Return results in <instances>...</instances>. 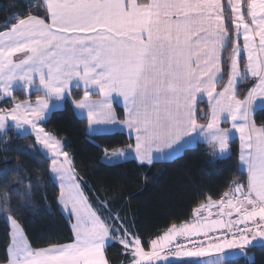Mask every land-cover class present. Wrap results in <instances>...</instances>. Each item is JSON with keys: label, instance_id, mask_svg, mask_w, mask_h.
Returning a JSON list of instances; mask_svg holds the SVG:
<instances>
[{"label": "snow or ice", "instance_id": "obj_1", "mask_svg": "<svg viewBox=\"0 0 264 264\" xmlns=\"http://www.w3.org/2000/svg\"><path fill=\"white\" fill-rule=\"evenodd\" d=\"M13 6L17 11L0 23V97L12 103L0 108V130L7 132L12 123L17 129L30 125L38 143L51 152L49 175L59 181L58 203L76 218V239L33 249L19 221L5 215L13 232L4 264H110L105 257L109 242L131 253L129 264H205L199 258L210 252L218 254L212 264H227L229 251L254 264L247 249L264 246V122L258 126L255 120L257 105L264 106V0H23ZM229 41L228 77L218 90ZM17 54L24 58L17 61ZM37 78V90L57 100L71 97L73 81L82 83L83 97L72 103L87 110L89 127L126 125L130 136L135 132V158L141 165L151 163L154 146L166 142L171 148L191 133L203 136L214 150L218 146L227 158L235 130L241 141L238 167L247 168V184L234 180L221 200L209 198L194 209V222L173 224L145 240L117 223L124 219L118 213L102 218L88 203L69 153L39 126L48 100L16 101L15 88L30 91ZM246 81L251 86L241 96L238 88ZM96 89L100 99L92 100L90 92ZM113 93L122 97L123 121L113 110ZM203 96L210 113L206 124L198 123L205 115L197 109ZM222 122H231V128H222ZM132 150L131 144L104 149L105 159L122 158ZM10 205L11 196L0 195V215L14 212ZM213 206L220 217H230V231L219 242L199 239L225 228L223 219H209ZM201 210L208 212L203 219Z\"/></svg>", "mask_w": 264, "mask_h": 264}, {"label": "trees", "instance_id": "obj_2", "mask_svg": "<svg viewBox=\"0 0 264 264\" xmlns=\"http://www.w3.org/2000/svg\"><path fill=\"white\" fill-rule=\"evenodd\" d=\"M31 2L36 4L39 0ZM20 3L23 0H0V23L10 13H15L17 8L13 5ZM224 57L226 64L227 53ZM250 86L248 81L242 83L239 94L242 96ZM13 94L16 100L23 99L18 91ZM10 104V100H5L0 106ZM255 120L258 126L264 122V106L257 110ZM41 127L62 142L88 200L101 217L118 213L124 218L119 223L126 224L145 240L162 234V230L173 224L178 226L191 221L194 209L209 198H222L234 180L246 185V174L238 167L235 141L230 144L227 158L213 159L208 147L199 144L170 161L141 165L128 159L105 164L102 162L104 149H121L132 143L125 133L89 135L85 119L75 115L69 102L53 111ZM49 166V160L36 149L32 135L19 136L10 131L9 137L0 141V173H3L0 195L11 196L10 206L15 210L0 215V264L7 259L10 244L5 215L19 221L34 249L72 241L70 224L60 211L58 187L49 175ZM105 201L110 203L101 209ZM111 222L109 219L108 223ZM144 247L147 250L149 245ZM247 251L254 256V264H264V246H254ZM105 254L110 264H129V254L117 243L108 245ZM227 264H249V261L241 258Z\"/></svg>", "mask_w": 264, "mask_h": 264}, {"label": "crops", "instance_id": "obj_3", "mask_svg": "<svg viewBox=\"0 0 264 264\" xmlns=\"http://www.w3.org/2000/svg\"><path fill=\"white\" fill-rule=\"evenodd\" d=\"M223 2V0H222ZM225 15L229 17V19L231 18V12H230V9H226L225 10ZM242 43H243V38L241 37V46H242ZM231 49H232V41H229L228 43V47L225 49L224 51V55L227 53V58H226V64H225V70L226 72L223 73V78L221 80H219V82L217 83V89H221L224 84L226 83L227 81V77H228V72H227V64H228V57L231 55ZM24 57L20 54H17L15 59L17 61L19 60H22ZM246 62H247V56L246 54L242 55L241 58H240V66H241V69L243 70L245 65H246ZM38 86H39V81H38V78H37V81H36V85L30 90L31 94L33 93V91H43V90H37L38 89ZM72 88H79L80 90L82 89L83 90V93H84V87H83V84L80 83V82H77V81H73L72 83ZM16 90H23V87L22 85L20 87H17L15 88L14 91ZM24 91V90H23ZM14 93V92H13ZM29 93V91H28ZM83 93L82 95L80 96L79 99H81L83 97ZM45 94V92H44ZM94 94V96L92 95ZM90 97L92 100H98L100 99L99 97V91L98 89H96L95 91H92L90 92ZM47 100H48V104H49V107L45 110V116H46V119L49 117V115L53 112V111H56V110H59L61 109L63 106H64V103L65 102H69L71 104V107L75 113V115L79 118H82V119H85L86 121V128H87V133L89 135H97V134H103V133H113V132H123L125 133L129 138L132 139V143L131 145L133 146V150L132 151H129V157L128 159H133L135 160L138 164H140L137 159L135 158V152H134V146H135V132H132L131 133V136L129 134V129L127 128L126 125H122V124H111V123H100V124H96V125H93L91 128L89 127V123H88V119H87V110H82V109H78L74 106V104L72 103V100H70L71 98L70 97H67L65 96L62 100H57L55 97H47ZM69 98V99H67ZM1 99V97H0ZM2 99H7V98H2ZM77 99V100H79ZM112 101H113V110L118 114L117 115V120L119 121H123L125 119V109L123 107V100H122V97H119L118 94H115L113 93L112 94ZM67 100V101H66ZM17 102H31L32 104H35L36 100L34 98L32 99H26L24 101H17ZM12 107V106H11ZM261 105H257V109H260ZM7 108V107H6ZM10 108V107H9ZM197 109L198 111H203L205 113V115L202 117V118H198V123H202V124H206L207 123V120L210 118V113H209V109H208V101H207V96H203L202 99H200L199 103L197 104ZM119 112H121V118H119ZM102 119V118H101ZM222 128H231V122H222L221 125H220ZM28 129H30V133L31 134H26V135H32L33 138H34V144H36V146L46 155L48 156L49 160H50V166H49V171L51 172V152L47 151L46 149H44V146L40 143H38V141L36 140V134H35V131L31 129V126L28 125ZM232 141H235L237 146H238V165H239V154H240V147H241V141H240V134L238 132H236L235 130H232V138L230 140V144ZM199 144H203V145H206L209 149V151L211 152L212 154V158L213 159H217V158H225V157H222L220 154H219V151H218V146L216 147V149L214 150L213 149V146L210 142H208L207 140L204 139L203 136H201L200 134L198 133H191L188 137H185L183 142L176 145V146H172L171 148L169 147V145L165 142V143H161L159 146H154L153 147V150H152V161L151 163L153 162H164V161H170L174 158H176L177 156H179L185 149L187 148H190V147H194V146H197ZM127 148V147H125ZM121 149H124V148H121ZM113 151V150H111ZM109 151V152H111ZM229 155V154H228ZM227 155V156H228ZM104 157H105V152L102 156V162L105 163V164H116V163H108L107 161L104 160ZM126 159V160H128ZM143 164H150L148 163L147 161H145ZM240 171H242L243 173L246 174V184H247V180H248V172H247V168L246 167H243V168H240ZM51 179L54 181V183L57 185L58 187V192H59V181L58 179H55L54 178V174L51 176ZM77 183H80L82 185V182L80 179H78ZM229 190V189H228ZM82 191L84 193V196L86 197L88 203L92 206L93 210L94 211H97L94 206L90 203V201L88 200L85 192H84V189H83V186H82ZM59 196V195H58ZM221 200V198L219 199ZM219 200H212V201H219ZM209 202V199L203 203L204 205H206L207 203ZM59 205V208H60V211L62 212V214L64 215V217L66 219H68L69 221V224H70V228H71V231H72V241L69 242V243H66V244H63V245H67V244H71V243H74L75 242V231H74V227L73 225H75L76 223V218L75 216H69L68 215V211L67 210H64V205L62 203H58ZM70 207V206H69ZM197 208H200L197 207ZM196 208V209H197ZM208 211H211L212 213V216L209 217L210 220H215V219H223L224 221V224H225V228L223 230H219V231H212L211 233H215V232H226V231H229V229L227 228V224H228V221L230 219L229 216L227 215H224L223 217H220L218 215L219 213V208L218 207H215L213 206L211 209H209ZM225 211L227 212L228 209H225ZM98 215H100L98 213ZM196 213L194 215V212H193V217L191 219V221L187 222V223H192L195 221L196 219ZM208 215V212L207 211H204V210H201V212L199 213V216L201 219H203V217L207 216ZM231 219H235V216L233 215V217H231ZM8 225H9V228H10V232H9V235H10V243H11V234L13 232V228L10 224V221L7 222ZM119 223V221L117 222ZM180 225H178L177 227H179ZM233 229V228H232ZM24 234V233H23ZM116 235V234H115ZM117 235H119V233H117ZM249 235H251V233H249ZM25 236V235H24ZM199 239H205V237L201 236L199 237ZM212 242H219V239H216L215 241H212ZM112 244L111 242L108 243V245ZM118 244V243H117ZM107 245V246H108ZM120 245V244H119ZM106 246V247H107ZM121 246V245H120ZM123 248V246H122ZM251 248V247H250ZM34 249V248H33ZM124 249V248H123ZM106 250V248H105ZM150 250V246L148 247V249L146 251ZM248 250V249H247ZM211 254H215V252H210L208 255H211ZM207 255V256H208ZM105 257H106V254H105ZM107 259V258H106ZM4 264V263H3Z\"/></svg>", "mask_w": 264, "mask_h": 264}, {"label": "rangeland", "instance_id": "obj_4", "mask_svg": "<svg viewBox=\"0 0 264 264\" xmlns=\"http://www.w3.org/2000/svg\"><path fill=\"white\" fill-rule=\"evenodd\" d=\"M224 72H226V70L224 71ZM19 92L22 96H23V99H20V100H16V101H24V100H26V99H32V98H34L35 100H36V98L38 97V96H43V97H45L46 98V96H45V94H44V91H33V93L31 94V92L29 91V93H28V91H23V90H16V91H14V92ZM71 92H72V95H71V99L70 100H72V101H75V100H77V99H79L80 98V96L82 95V93H83V90L81 89H79V88H72L71 89ZM14 95V94H13ZM74 95H76L77 97H74ZM93 96H94V94H92ZM79 97V98H78ZM2 98H4V97H1V99H0V105H2V104H4V101L5 100H10L11 101V99L10 98H7V99H2ZM47 99V98H46ZM51 99H52V97H51ZM67 99H69V98H67ZM67 101V100H66ZM8 105V104H7ZM12 106V103L10 104V106L9 107H11ZM9 107H7V108H9ZM0 108H6L5 107V105H3V106H0ZM119 113H121V112H119ZM46 115V114H45ZM120 118V117H119ZM46 120V116H45V118L43 119V121H45ZM42 121V122H43ZM42 122L40 123V127H41V125H42ZM10 131H13L14 132V134H16V135H19V136H25L26 134H31L30 133V129H28V125H24L23 126V128H21V129H17L16 127H15V125H14V123H12L11 124V126L9 127V130L7 131V132H4L3 130H0V141H5L8 137H9V132ZM35 146H36V144H35ZM36 149H38V151L40 152V153H42L48 160H49V158H48V156H46L37 146H36ZM64 151V150H63ZM128 157H129V153H127L124 157H117V158H114V159H105V157H104V160L105 161H107L108 163H120V162H123V161H125L126 159H128ZM49 163H50V160H49ZM194 215H195V212H194ZM7 216H9V215H7ZM233 229H235V228H233ZM233 229H231V230H233ZM230 231V230H229ZM212 234V233H211ZM116 235H117V233H116ZM211 240V241H215L216 239H218V238H211V237H208V238H205V239H200V240ZM129 254V260H131V258H132V255H131V253H128Z\"/></svg>", "mask_w": 264, "mask_h": 264}, {"label": "water", "instance_id": "obj_5", "mask_svg": "<svg viewBox=\"0 0 264 264\" xmlns=\"http://www.w3.org/2000/svg\"><path fill=\"white\" fill-rule=\"evenodd\" d=\"M241 258H244V257L240 256L238 254V251H229L228 257H227V263L230 262V261L241 259ZM199 259L202 262H205V264H212V262H214L215 260L218 259V254L217 253L211 254V255H208V256H205V257L199 258Z\"/></svg>", "mask_w": 264, "mask_h": 264}, {"label": "built area", "instance_id": "obj_6", "mask_svg": "<svg viewBox=\"0 0 264 264\" xmlns=\"http://www.w3.org/2000/svg\"><path fill=\"white\" fill-rule=\"evenodd\" d=\"M231 231H236V229H233V230H231ZM227 232H229V231L222 232V233H220V232H215V233L210 234L209 237H211V238L222 237V236H223L225 233H227ZM228 238L231 239V236L229 235Z\"/></svg>", "mask_w": 264, "mask_h": 264}]
</instances>
